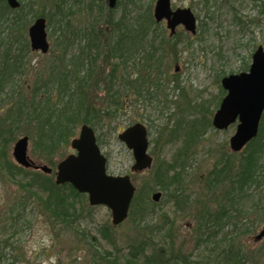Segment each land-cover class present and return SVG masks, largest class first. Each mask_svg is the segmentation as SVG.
<instances>
[{
    "label": "rangeland",
    "instance_id": "1",
    "mask_svg": "<svg viewBox=\"0 0 264 264\" xmlns=\"http://www.w3.org/2000/svg\"><path fill=\"white\" fill-rule=\"evenodd\" d=\"M156 1L118 0L116 7L110 12L107 0H67L63 13L54 16V19H64L60 23L55 20V25L63 30L58 29L53 33V27H48L50 50L43 53L31 49L24 55L23 71L15 76L12 84L7 87L6 94L0 98V114L7 111L11 104L8 100L13 94L15 98L20 96V93L28 99L33 98L36 78L40 73L47 77V69L54 55L60 54L56 41L60 36L66 35L70 41L75 38L68 52V60L72 55L78 54L79 45L85 44L83 33L94 19L99 17L97 24L101 35L111 40L112 35L109 32H112V26L106 22L108 15L115 20L123 19L128 26H138L137 22L149 9L153 14ZM172 2L174 7H192L198 20L197 33L186 37L184 33H179L186 31L184 27H179L176 40L178 44L176 47L171 44L165 49L161 70L149 75L146 86L150 89V96L139 97L131 88L123 90V93H127L122 98L123 111L111 120L106 118L105 127L99 130V133L104 141L101 147L108 158L109 173L132 175L138 197L149 193L150 203H147L146 220L148 225L157 223L162 226L163 222V228L172 227L175 247H182L183 252L189 255L191 264H197L196 261L205 260L203 247L198 248L201 240L197 239L201 234L198 231V222L203 216L202 208L210 213L216 212L217 202L225 193L223 184L209 188L206 178L220 158L224 155L230 157V153H235L230 148V138L236 131L237 122L226 129H217L212 124L194 144V151L183 171L184 191L179 203L172 196L164 194L161 189H152L154 185L150 169L145 172L131 170L135 162L133 152L118 139L117 134L134 122H143L149 129L150 142L160 137L153 155L169 161L182 145L180 140L166 141L165 136L170 126L177 121L203 115L212 121L220 100L225 96L221 95L222 77L230 73L248 71L253 52L259 45L264 46V0H208V6L204 4L205 0ZM37 7L39 5L35 3V9ZM34 20L35 18L22 36L29 39L28 29ZM150 29H155L157 34L163 32L169 36L165 21L155 22ZM8 35V26L6 23L1 24L0 51L4 49L5 42L7 45ZM13 46L15 47L14 43ZM16 50L17 48L14 49ZM141 55L142 53H139L138 57ZM97 64L95 76H99L101 80L98 85H95V82L91 84L89 101L100 104L106 98V77L111 66L105 63L102 57L98 59ZM137 69L139 71L140 67H136ZM120 70L126 76L136 77L132 62ZM12 88L16 90L15 93L11 91ZM81 125L77 126L76 135L79 134ZM23 134L21 132L18 137ZM15 140L8 147V155L10 160L17 163L13 156ZM32 150L30 140L31 157L38 163H47ZM60 150L54 157V167L72 151L71 145ZM243 151L244 149L236 153L241 154ZM150 152L152 153L151 147ZM239 156L234 157L236 163ZM262 162L264 163V157ZM28 172L29 176L33 173ZM257 180L249 189L248 197L240 200L238 204L243 214L238 218L237 226L231 224L219 229L216 238L221 243L222 237H233L237 248V242H241L244 261L247 264H264V237L260 241L255 239L264 227V167L259 170ZM156 191L162 192L158 201L152 199V194ZM76 205L79 216L71 225L63 223L33 196L30 189H24L20 182L11 179L0 169L1 264H112L105 257L117 253L123 259L129 250V243L136 240L139 234L145 235V230L132 219L130 213L121 224L114 225L111 209L106 205L90 204L87 194L82 193ZM131 210L132 208L130 212ZM105 228L111 233L113 244L102 236L101 231ZM217 229L214 227L213 234L217 233Z\"/></svg>",
    "mask_w": 264,
    "mask_h": 264
},
{
    "label": "trees",
    "instance_id": "2",
    "mask_svg": "<svg viewBox=\"0 0 264 264\" xmlns=\"http://www.w3.org/2000/svg\"><path fill=\"white\" fill-rule=\"evenodd\" d=\"M66 1L20 0V6L12 8L6 0H0V25L6 23L9 28L7 45L5 42L6 46L4 45V49L0 51V98L6 94V89L12 84L15 76L23 71L24 55L31 50V46L29 39L22 34L29 23L33 18L42 15L47 18L48 27H53V33L58 29L62 31V27L55 25V20H59L60 23L64 19H54V16L63 13ZM35 3L39 5L36 9ZM204 4L208 6V0H205ZM112 10L109 8L110 12ZM94 20L83 33L85 44L79 45L78 54L72 55L70 59L67 60L68 52L75 38L70 41L66 35L65 37L62 35L56 39L60 54L54 55L47 69L48 76L45 77L44 73H40L36 78L33 98L28 99L17 91L20 96L17 98L14 94L10 96L8 100L10 106L6 112L0 114V169L11 179L20 182L24 189H30L33 196L57 220L68 225L79 216L76 201L82 194L69 183L56 184L53 174L47 175L39 170L25 169L10 160L8 155L10 143L21 132L28 134L32 141L33 153L52 167L56 163L54 157L59 154L62 147L70 144L79 124L87 123L93 126L98 132V143L102 146L104 141L99 130L105 127L106 118L111 120L123 111L122 98L127 94L123 93V90L131 88L139 97L150 96V89L146 83L149 75L161 70L165 49L171 44H175L176 47L179 33H184L186 37L191 36L186 31L177 32L173 37L163 32L157 34L155 29H150V26L156 22L150 9L137 22L138 26L134 27L128 26L123 19L115 20L108 15L106 22L112 26V32H109L112 35L111 40L101 35L97 24L99 17ZM139 53H142L140 57H138ZM100 57L105 63L110 64L111 70L106 77V98L100 104H95L89 101V90L92 83L95 82V85L100 83L99 76H95ZM129 62L133 63L135 70L136 67H140V70L137 69L135 72L136 77L126 76L120 70ZM144 72L148 77L143 74ZM11 91L16 92L14 88ZM225 92L221 86V95ZM211 126V119L205 115L177 121L172 127L170 126L165 136L166 141L180 140L182 145L169 161L154 156V164L149 171L154 185L152 189L155 187L161 189L164 194L172 196L179 203L184 191L183 171L187 166V160L194 151V144ZM159 138L158 136L150 143L154 155V150L160 142ZM237 155L240 156L236 163L234 157ZM229 156L224 155L220 158L206 178L209 188L223 184L225 193L217 202L216 212L210 213L202 208L203 216L198 222V231L201 234L197 239L201 240L198 248L203 247L205 260L196 261L197 264H247L244 261L241 242H237V248L232 240L233 237H222L221 243L216 238L219 229L231 224L237 226V220L242 213V208L238 204L240 200L248 197L252 184L258 181L259 170L264 167L262 162L264 114L258 135L246 145L241 154L235 152L230 153ZM28 171L33 173L29 176ZM149 201V193L144 194L143 197H138L136 194L130 212L132 219L145 230V235L139 234L136 240L129 243V250L123 259L117 253L113 256L108 255L105 259L112 264H191L189 255L183 252L182 247H175L172 227L163 228V222L162 226H158L157 223L148 225L146 220ZM11 210L13 211L14 207ZM214 227L218 229L217 233L213 234ZM164 230L166 233H163ZM101 234L108 242L114 243L107 228L103 229Z\"/></svg>",
    "mask_w": 264,
    "mask_h": 264
},
{
    "label": "water",
    "instance_id": "3",
    "mask_svg": "<svg viewBox=\"0 0 264 264\" xmlns=\"http://www.w3.org/2000/svg\"><path fill=\"white\" fill-rule=\"evenodd\" d=\"M110 8L118 0H107ZM12 8H18L20 0H7ZM157 22L166 20L170 35L173 36L179 26L192 34L197 33V17L189 6L173 8L172 0H157L153 9ZM29 38L31 48L46 53L50 50L47 30V19L38 16L30 25ZM221 83L226 90L212 123L217 129H226L237 122L235 133L230 138V148L239 152L254 139L260 129L264 113V46L259 45L252 54V63L248 71L230 73L222 77ZM117 137L132 150L135 162L133 172L150 169L154 157L149 152L150 137L148 127L143 122H135L123 130ZM73 152L66 155L57 164L55 182L58 185L69 183L79 193L88 195L92 205H106L112 212V223L121 224L128 216L136 185L129 173L115 175L108 172V158L97 141L93 126L81 125L78 136L71 139ZM13 156L16 162L25 168L42 170L51 174L53 168L46 163H38L30 155V137L27 134L18 137L13 145ZM161 191L152 194L158 201ZM264 237V228L256 235V240Z\"/></svg>",
    "mask_w": 264,
    "mask_h": 264
},
{
    "label": "flooded vegetation",
    "instance_id": "4",
    "mask_svg": "<svg viewBox=\"0 0 264 264\" xmlns=\"http://www.w3.org/2000/svg\"><path fill=\"white\" fill-rule=\"evenodd\" d=\"M172 6H173V2H172ZM177 7H178V6H177ZM173 8H176V7L173 6ZM191 8H192V7H191ZM163 21H165V24H166V20H163ZM161 22H162V21H161ZM181 26H182V25H181ZM179 27H180V26H179ZM179 27L177 28V31H176V33H175L174 35H176L177 32H179V31H178ZM166 28H167V25H166ZM167 29H168V28H167ZM168 31H169V36H170V37H173L174 35H173V36L170 35V30H169V29H168ZM188 33H189V32H188ZM189 34H190V35H193V34H191V33H189Z\"/></svg>",
    "mask_w": 264,
    "mask_h": 264
}]
</instances>
